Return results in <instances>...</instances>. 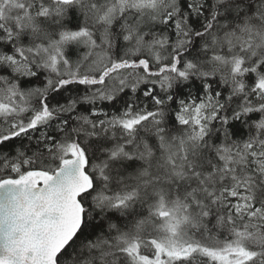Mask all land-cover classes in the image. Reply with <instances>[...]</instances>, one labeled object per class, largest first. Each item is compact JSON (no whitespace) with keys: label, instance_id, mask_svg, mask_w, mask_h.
Returning <instances> with one entry per match:
<instances>
[{"label":"snow or ice","instance_id":"snow-or-ice-1","mask_svg":"<svg viewBox=\"0 0 264 264\" xmlns=\"http://www.w3.org/2000/svg\"><path fill=\"white\" fill-rule=\"evenodd\" d=\"M0 264H264V0H0Z\"/></svg>","mask_w":264,"mask_h":264}]
</instances>
